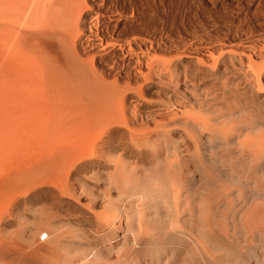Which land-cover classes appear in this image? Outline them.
<instances>
[{"label":"bare ground","instance_id":"1","mask_svg":"<svg viewBox=\"0 0 264 264\" xmlns=\"http://www.w3.org/2000/svg\"><path fill=\"white\" fill-rule=\"evenodd\" d=\"M0 264H264V0H0Z\"/></svg>","mask_w":264,"mask_h":264}]
</instances>
